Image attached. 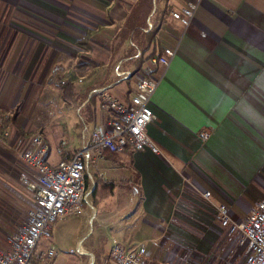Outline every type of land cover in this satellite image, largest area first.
<instances>
[{
	"label": "crops",
	"instance_id": "1",
	"mask_svg": "<svg viewBox=\"0 0 264 264\" xmlns=\"http://www.w3.org/2000/svg\"><path fill=\"white\" fill-rule=\"evenodd\" d=\"M191 3L198 8L184 27L172 14ZM148 23L160 29L144 52ZM0 37V106L10 114L18 101L55 99L62 135L47 143L59 160L106 121L100 93L129 102L139 77L159 81L147 127L157 152L104 154L101 179L89 183L93 192L110 186L96 232L126 248L142 244L161 264H245V247L216 212L226 205L237 222L264 200V0H0ZM166 48L177 50L171 65H152ZM24 114L19 108L21 132ZM15 150L13 141L0 144L4 178L18 174Z\"/></svg>",
	"mask_w": 264,
	"mask_h": 264
},
{
	"label": "built area",
	"instance_id": "2",
	"mask_svg": "<svg viewBox=\"0 0 264 264\" xmlns=\"http://www.w3.org/2000/svg\"><path fill=\"white\" fill-rule=\"evenodd\" d=\"M198 4L191 3L172 14L184 27H188ZM149 30L152 25L148 23ZM177 54L175 48H166L162 55L151 59L152 65L167 68ZM151 72V70H148ZM129 79V72H117ZM159 81L150 74L137 80V88L130 101H122L107 92L100 93L104 109L109 113L103 125L83 134L84 144L72 153H65L56 165L50 163L51 148L41 133L29 139L16 140V153L23 165L35 171L33 176L22 173L21 180L32 194V206L25 225L14 233L6 247L0 246V264H56L59 253L44 242H50L53 227L58 221L85 215L91 207L94 176L106 152L120 153L127 147L135 151L152 149L157 152L147 134V127L155 120L151 98ZM2 134V139L9 137ZM205 198L210 192L204 193ZM216 220L236 236L245 247V264H264V200L260 201L241 221H233L226 205L217 207ZM71 254L76 253L71 250ZM77 254L86 255L80 245ZM109 264H161L147 257L144 245L133 248L115 243L109 252Z\"/></svg>",
	"mask_w": 264,
	"mask_h": 264
},
{
	"label": "rangeland",
	"instance_id": "3",
	"mask_svg": "<svg viewBox=\"0 0 264 264\" xmlns=\"http://www.w3.org/2000/svg\"><path fill=\"white\" fill-rule=\"evenodd\" d=\"M6 23L5 20L1 21ZM5 39V37H0ZM3 43V41H0ZM55 99L51 100H38L34 101L31 107H28L30 101L21 100L16 103L10 114H6L0 119V144H8L13 141L14 144L18 138L29 139L33 134L41 133L46 142L47 136L52 135L53 137H60L62 130L57 123L56 116L51 110L55 109ZM19 108L22 112H26L23 116L28 121V131H19V126L10 120L13 114H16V124ZM8 131L9 137L2 139V134ZM62 138H59L61 140ZM56 148L53 147L52 154L50 157V163L55 165L58 160V154ZM12 166V164H11ZM15 166L18 168V174L14 177L4 178L0 175V197L4 199L3 205L0 203V246L6 247L7 241L10 237L18 232L26 223L28 211L32 206L31 192L26 187L24 182L21 180L22 173H27L24 165L18 158L16 153ZM118 172L120 169L116 167ZM11 171V169H10ZM28 174V173H27ZM95 178V185L99 174L94 171L92 172ZM122 182H119V185ZM92 187V185H91ZM6 189L7 192L4 190ZM12 190L13 192H9ZM120 191V190H118ZM93 193V192H92ZM13 194V195H10ZM109 195H101L102 199H99L97 203L90 197L91 207H87L85 215L81 217H70L62 221H58L53 227V236L50 242H44L45 246L51 245L59 253L56 264H109V252L113 244L120 243L117 239H113L108 236L110 232L100 230L98 232L96 227L98 207L101 202L104 203L103 199H108ZM123 194H118L115 198L116 201H120ZM120 205V204H119ZM118 205V206H119ZM102 207V206H101ZM103 208V207H102ZM2 210V211H1ZM82 243L86 249V255L80 256L77 254L79 244ZM71 250L76 253L71 254Z\"/></svg>",
	"mask_w": 264,
	"mask_h": 264
},
{
	"label": "trees",
	"instance_id": "4",
	"mask_svg": "<svg viewBox=\"0 0 264 264\" xmlns=\"http://www.w3.org/2000/svg\"><path fill=\"white\" fill-rule=\"evenodd\" d=\"M159 29H160V27H158V26L153 27L152 31L148 34V36H147L148 49L145 50L144 52H147L149 50V48L151 47L152 42L155 41ZM151 56H153V54ZM75 83H76V77L71 74L69 80L63 86L62 98L67 103H72V100L74 98V91L73 90H74ZM7 113H9L8 110L6 108H3L0 106V119H2V117L5 116ZM10 120L15 124V126L18 127V124H16V114H13ZM107 153H109V152H107ZM108 190H110V186L108 184L101 185L98 188H96L93 192V195H92L93 200H95V203L98 204L97 201L99 199H102L100 196L104 195L102 193L104 191H108Z\"/></svg>",
	"mask_w": 264,
	"mask_h": 264
}]
</instances>
